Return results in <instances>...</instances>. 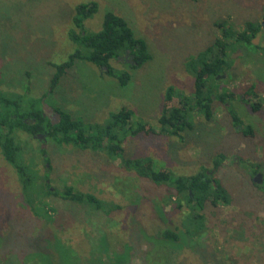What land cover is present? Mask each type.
Segmentation results:
<instances>
[{
    "label": "rangeland",
    "instance_id": "obj_1",
    "mask_svg": "<svg viewBox=\"0 0 264 264\" xmlns=\"http://www.w3.org/2000/svg\"><path fill=\"white\" fill-rule=\"evenodd\" d=\"M88 3L97 4L84 22L88 33L99 32L110 11L146 43L152 60L137 69L128 67L129 58L111 60L115 74L131 76L124 87L105 69L76 61L49 93L55 65L78 48L69 39L77 31L76 6ZM263 12L264 0H0V92L8 100L22 97L23 109L46 95L41 103L48 110L59 108L86 126L104 125L112 113L126 108L134 112L132 124L145 121L158 131L166 89L191 96L194 79L186 64L214 42L216 24L226 21L240 30L246 22L262 26L247 50L228 54L231 78L224 77L217 89L234 98L215 101L210 121L198 117L192 131L140 135L124 145V158L149 157L175 178L212 169L224 156L216 177L232 200L202 212L204 229L198 236L182 233L178 244L158 237L160 230L176 232L178 226L195 232L188 208L177 206L173 190L138 178L102 152L16 131L22 148L17 164L44 178L47 159L52 191L73 186L103 201L108 214L46 196L37 180L24 188L0 148V264H264ZM243 100L259 110L253 112ZM173 102L176 106L178 99ZM233 112L252 126V137L236 130ZM45 208L55 213L45 216Z\"/></svg>",
    "mask_w": 264,
    "mask_h": 264
},
{
    "label": "trees",
    "instance_id": "obj_2",
    "mask_svg": "<svg viewBox=\"0 0 264 264\" xmlns=\"http://www.w3.org/2000/svg\"><path fill=\"white\" fill-rule=\"evenodd\" d=\"M96 10V3L76 6L73 24L77 31L71 32L69 39L78 48L66 61L55 65L56 72L50 81L49 93L53 92L62 76L74 66L76 61L89 63L100 70L105 69L106 75L114 77L118 84L124 87L129 85L131 76L126 71L115 74V69L110 65L111 60L124 58L127 61L125 58L127 54V58H132L134 63L133 65L127 64L131 69L140 68L152 60L146 43L134 35L123 18L110 11L104 16L102 29L94 34L88 33L84 28V22L92 17ZM262 18L264 20V12ZM216 27L219 29V35L214 42L201 53L190 58L186 64V72L194 79V91L191 96L177 92L172 86L166 89L164 96L166 105L157 119L158 131L145 121L132 124L134 112L126 108L112 113L110 120L104 125L89 124L86 126L81 119H74L59 108L48 110L41 103L46 95L39 100V103L34 102L30 108L23 109L22 97L8 100L0 92V148L5 160L16 169L24 188L32 186L33 181L37 180L40 181L41 190L46 196L59 197L63 201L80 204L85 208L108 214V211L104 210L103 201L92 194L78 192L73 186L65 185L61 192L52 191L51 185L47 182L49 179L47 172L51 170L47 159H44L45 165L48 166V169H45L44 178L38 177L34 172L30 173L23 164H17L16 157L22 148L15 135L16 131L36 138L39 135L43 136L46 141L54 144L70 145L83 151L102 152L106 156L119 159L123 168L125 167L138 178L148 180L157 187L165 186L173 190L177 206L188 208V217L195 223V232L191 231L193 229L191 227L182 230L178 226L176 227L178 232L164 229L158 232V237L163 242L178 244L182 233L190 237L198 236L204 229L202 212L207 207L228 206L232 200L228 189L216 177L217 170L225 160L224 156H219L213 162L212 169H203L193 175L175 178L170 170L157 169L156 164L149 157L124 158L123 154H125V142L131 137L162 133L168 136H178L185 130L192 131L196 118L203 117L206 121L213 118L215 101L224 104L227 99L233 100L234 96L226 89L221 92H218L219 88L217 89L224 77L231 78L232 64L228 62V54H234L238 48L243 50L251 46L259 36L262 26L246 22L240 30L229 22L222 21L218 22ZM253 88L252 86L251 90ZM175 98L178 99L176 106L173 102ZM243 102L247 103L253 112L259 110L258 104L254 105L249 100H243ZM49 113L55 116L54 119L50 118ZM231 119L236 130L244 137L254 135L252 126L245 124L236 113L231 114ZM41 153L43 156L46 155L44 148L41 149ZM256 173L257 171L254 172ZM182 196L184 198L180 199ZM134 204H137L136 200ZM120 208L118 205L115 206L117 210ZM43 212L47 214H44L45 216H48L50 212L55 213L49 208H45ZM189 213H192L191 216ZM159 215L164 216L162 210Z\"/></svg>",
    "mask_w": 264,
    "mask_h": 264
},
{
    "label": "water",
    "instance_id": "obj_3",
    "mask_svg": "<svg viewBox=\"0 0 264 264\" xmlns=\"http://www.w3.org/2000/svg\"><path fill=\"white\" fill-rule=\"evenodd\" d=\"M128 57V55L126 54L125 55V58H127ZM121 59V58H120ZM130 63L133 65L134 63H133V61H132V58L130 59ZM37 137H40V135L39 136H37ZM42 137V136H41ZM256 180V179H255Z\"/></svg>",
    "mask_w": 264,
    "mask_h": 264
},
{
    "label": "flooded vegetation",
    "instance_id": "obj_4",
    "mask_svg": "<svg viewBox=\"0 0 264 264\" xmlns=\"http://www.w3.org/2000/svg\"><path fill=\"white\" fill-rule=\"evenodd\" d=\"M126 60H128V58H126ZM49 116H50V118H52V119H54V115L53 114H51V113H49Z\"/></svg>",
    "mask_w": 264,
    "mask_h": 264
}]
</instances>
